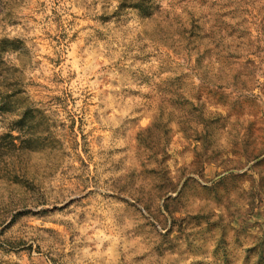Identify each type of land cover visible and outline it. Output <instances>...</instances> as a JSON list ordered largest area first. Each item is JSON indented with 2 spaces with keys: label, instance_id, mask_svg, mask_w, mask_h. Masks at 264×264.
<instances>
[{
  "label": "rangeland",
  "instance_id": "1",
  "mask_svg": "<svg viewBox=\"0 0 264 264\" xmlns=\"http://www.w3.org/2000/svg\"><path fill=\"white\" fill-rule=\"evenodd\" d=\"M15 15L45 117L0 156V264H264V0Z\"/></svg>",
  "mask_w": 264,
  "mask_h": 264
},
{
  "label": "trees",
  "instance_id": "2",
  "mask_svg": "<svg viewBox=\"0 0 264 264\" xmlns=\"http://www.w3.org/2000/svg\"><path fill=\"white\" fill-rule=\"evenodd\" d=\"M24 1L0 0V123L11 120L8 132L0 136V156L31 150L40 141V136L35 127H28L27 123L45 117L21 88L20 76L9 59L11 54H23L26 50L20 38L10 37L7 33V29L15 24L16 9ZM131 7L139 10L143 3Z\"/></svg>",
  "mask_w": 264,
  "mask_h": 264
}]
</instances>
